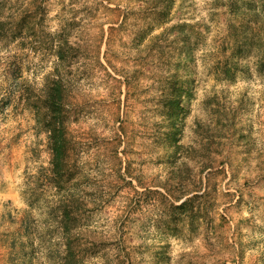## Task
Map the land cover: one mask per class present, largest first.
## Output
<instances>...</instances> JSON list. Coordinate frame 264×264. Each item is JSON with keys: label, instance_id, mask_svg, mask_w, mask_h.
Listing matches in <instances>:
<instances>
[{"label": "rangeland", "instance_id": "rangeland-1", "mask_svg": "<svg viewBox=\"0 0 264 264\" xmlns=\"http://www.w3.org/2000/svg\"><path fill=\"white\" fill-rule=\"evenodd\" d=\"M0 264H264V0H0Z\"/></svg>", "mask_w": 264, "mask_h": 264}, {"label": "trees", "instance_id": "trees-1", "mask_svg": "<svg viewBox=\"0 0 264 264\" xmlns=\"http://www.w3.org/2000/svg\"><path fill=\"white\" fill-rule=\"evenodd\" d=\"M57 156V155H56Z\"/></svg>", "mask_w": 264, "mask_h": 264}]
</instances>
